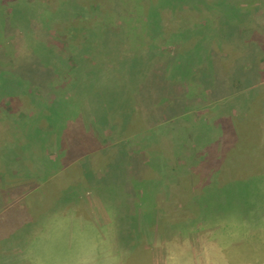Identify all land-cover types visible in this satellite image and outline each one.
Returning a JSON list of instances; mask_svg holds the SVG:
<instances>
[{
    "label": "rangeland",
    "instance_id": "rangeland-1",
    "mask_svg": "<svg viewBox=\"0 0 264 264\" xmlns=\"http://www.w3.org/2000/svg\"><path fill=\"white\" fill-rule=\"evenodd\" d=\"M6 48L85 68L113 104L65 87L84 129L61 170L57 130L31 141L17 127L29 79L12 101L0 84V264L61 263L95 226L107 246L87 264H264V0H0Z\"/></svg>",
    "mask_w": 264,
    "mask_h": 264
},
{
    "label": "trees",
    "instance_id": "trees-1",
    "mask_svg": "<svg viewBox=\"0 0 264 264\" xmlns=\"http://www.w3.org/2000/svg\"><path fill=\"white\" fill-rule=\"evenodd\" d=\"M56 14V19L60 17L73 19L71 13L59 14L57 12ZM68 27L71 28L70 25ZM91 43L92 40L88 42L87 45L91 47ZM8 50V48L3 50L0 49V84L3 85L6 93H9V100L12 101L16 95L19 96L20 92L27 91V89L24 88L27 84L24 83L26 80L29 79L28 81L31 83L29 85L33 88V92L30 94L32 108L31 110L29 109L28 112L25 108V114H21V118L17 121L19 123L17 127L24 130L25 136L31 139V141L33 139H41L44 141L43 137H41L44 129L57 130L58 132L50 138V140H52V147H54L51 154H54L57 158V160H52V163L54 165H60L61 170H65L70 167L71 164L68 165L69 162L73 159L74 155L78 153L77 147L80 140L79 137L84 129L83 114L80 115L81 107L77 106L79 101L77 97H81V94H83L84 99H91L96 94L97 98L101 100L103 104L105 103L104 106H110L109 104H113V102L108 100L103 94L101 95L98 90L93 94L91 82L85 79L86 75L90 72L86 73L85 68L76 66L66 71H64L63 68L55 70L43 56L34 59L31 56L29 62L26 60L22 62L17 60V56L14 57ZM139 61L144 60L139 59ZM139 69H141L139 74L143 73L142 78L146 82L147 90L153 88L151 85L156 82V76H151L150 73L146 74V66H141ZM54 72L58 74L56 75ZM158 72L159 70H156L154 74ZM67 75L69 79L68 82H66ZM16 86L19 87V93L16 92ZM66 86L76 88L77 97L66 93ZM88 92H91V94H89L90 96ZM27 95H29V93H27ZM124 95L126 96V94ZM123 97L122 95V98ZM18 98L20 99V97ZM131 103V99L127 96L126 99H123V106L120 103L122 107L120 111H122L124 115L121 121L125 129L130 121L127 116V111ZM129 112L131 113V111ZM72 118L75 119L73 120ZM43 119L46 120L47 125L45 127H40V121ZM108 119L105 113H101L97 114L94 120H91L92 126L89 127L93 131H96V135L91 136L90 133H85L88 141L91 143L97 141L98 133L101 134L102 137L101 132L103 129L101 128L104 126H100L101 124L98 123L104 124ZM134 160L142 164L140 160ZM142 165L144 166V164ZM85 169L86 168H83L81 170L86 172L87 170Z\"/></svg>",
    "mask_w": 264,
    "mask_h": 264
},
{
    "label": "crops",
    "instance_id": "crops-1",
    "mask_svg": "<svg viewBox=\"0 0 264 264\" xmlns=\"http://www.w3.org/2000/svg\"><path fill=\"white\" fill-rule=\"evenodd\" d=\"M113 218V217H112ZM115 220V218H113ZM111 220V217H110ZM98 228L95 226L94 228H89L88 234H83L85 238H83L80 242L75 241L72 247H68L69 249V257H68V250L63 249L61 263L57 264H87L85 259L83 258L86 251L93 248L95 244L100 245V247L105 250L107 246V232H99L97 231ZM69 232L77 231V229H69ZM85 230H81V233H84ZM78 233V232H77ZM74 233V234H77ZM134 229L132 236L134 235ZM71 258V260H69Z\"/></svg>",
    "mask_w": 264,
    "mask_h": 264
}]
</instances>
